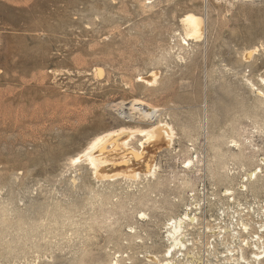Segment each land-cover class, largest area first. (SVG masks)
Here are the masks:
<instances>
[{
	"label": "rangeland",
	"instance_id": "1",
	"mask_svg": "<svg viewBox=\"0 0 264 264\" xmlns=\"http://www.w3.org/2000/svg\"><path fill=\"white\" fill-rule=\"evenodd\" d=\"M186 13L205 20L188 46ZM261 79L264 0H0V264H158L186 209L237 208L227 189L264 211V173L248 180L264 154ZM132 100L158 110L170 146L153 178L96 180L72 160L100 134L148 128L119 114ZM237 134L252 140L240 152Z\"/></svg>",
	"mask_w": 264,
	"mask_h": 264
},
{
	"label": "bare ground",
	"instance_id": "2",
	"mask_svg": "<svg viewBox=\"0 0 264 264\" xmlns=\"http://www.w3.org/2000/svg\"><path fill=\"white\" fill-rule=\"evenodd\" d=\"M204 1H206V0H204ZM180 25H181V28L183 31V35L181 37L180 36L179 37L181 38L183 45L188 46V42L199 43L203 40V37L205 34L204 33L205 32V20L202 16L196 15L194 13H186L185 15H183L180 18ZM177 36H178V34H177ZM180 38H179V40H180ZM180 50H182V49L180 48ZM255 52H256V50L250 51L248 53L245 52L244 59L246 61H248L249 59H251L250 58L251 55L254 54ZM94 71L96 72L97 76H101V70L100 69L95 68ZM156 76H157V74L155 72H150L149 74L145 75L144 77H139L138 81L150 85V84H153L155 82ZM261 83L264 84V79H261ZM251 87L257 92V97H259V99L264 103V91H259V90L255 89L253 87V85H251ZM257 104H258V102H257ZM125 105H127V107H123V106L120 107L119 114L124 115L129 120L135 119L136 114H137L142 120L148 121L149 127L146 129L138 130V131L131 130L129 128H120L117 131L103 133V134H100V135L94 137L90 141V143L87 145V147L84 149V151L82 153H80L77 157H75L72 160V162L76 163V162H80L83 160L85 162L86 167H88L91 170V174H92L93 178L96 180H109L110 182H116L120 178L124 179V180H131V181H135V180L139 179L140 176H143L145 178H149V177L153 178V177H155L154 175H156L155 172H156V169L158 168L157 167V155H158V153H160L163 149H166L170 146V142H171V139L173 137V130H172L171 126H169L167 123H161V122L155 123L154 122V121H156V118H158V115H157L158 110L156 108L149 107L148 105H146L145 103H143L142 101H139V100H132L131 102L126 103ZM245 119H246V117H245ZM242 129H243V127H242ZM248 129H249V127H248ZM241 130H240V134H244V133H241L244 130H242V131ZM255 130H257V129H255ZM261 131H262V129H261ZM238 132L239 131H237V133ZM245 132H246V130H245ZM248 132H250V131H248ZM240 134H237L238 135L237 138L242 140V142H239L237 140V138L232 139L231 141L229 140L231 142V146L229 145V147L230 148L233 147L236 149V151H239V152L242 150V148L245 144H248L249 141L252 142V140H250V138L245 139V137H243ZM136 136L141 138L137 141V144H136L137 145L136 147H138L137 150L134 149L132 146H130L131 140L135 139ZM249 136H250V134H249ZM221 141H222V139H221ZM221 141L219 144H221ZM225 143H227V142H225ZM215 144H217V143H215ZM215 144H213V145L215 146ZM250 146L252 147L253 145H250ZM250 150L254 151L255 149H254V147H252ZM261 162H264V160H261ZM187 163L190 166L191 161H187ZM251 170H253V169H251ZM248 172H250V171H248ZM254 173H255V169L248 176V180H255L256 179V174H254ZM245 174H247V173H245ZM243 177L244 176H242L241 178H243ZM261 180H263V179H261ZM158 181H160V180H158ZM155 184H156V182H155ZM157 184H159V183H157ZM237 187L239 188L240 191H244L246 189L245 185H241V184ZM249 187H250V185H249ZM154 188H155V186H154ZM225 193L231 195V193L228 192L227 189H226ZM141 201H138V202L140 203ZM193 201H194V198H193ZM133 213H134V211H133ZM136 215H139L140 219H143V220L147 219V216L144 212L138 211V212H136ZM183 218L188 219L189 217L187 214H185L183 216ZM175 219L176 220L173 221L174 226H172L171 231L169 230V232H168L170 235L172 243H176L177 238H178L177 236H178V234L181 230V227H182V218L179 217V219H177V218H175ZM189 220L193 221V218H190ZM167 221H169V219ZM171 223H172V221H171ZM165 225L167 226V224H165ZM106 227H108V226H106ZM112 227H114V226H112ZM129 230H130L129 231V233H130L131 227ZM165 236H167V235H165ZM165 240H167V239H165ZM246 245H248V243ZM115 255H117V254H115ZM144 258H146V256ZM154 259H155L154 257L149 256V259H147V261L150 260L152 262H155V260H157V259H155V260ZM258 259H261V258H258ZM117 262H119V261H115V263H113V264H117ZM157 262H158V260H157ZM257 264H264V262H260Z\"/></svg>",
	"mask_w": 264,
	"mask_h": 264
},
{
	"label": "built area",
	"instance_id": "3",
	"mask_svg": "<svg viewBox=\"0 0 264 264\" xmlns=\"http://www.w3.org/2000/svg\"><path fill=\"white\" fill-rule=\"evenodd\" d=\"M254 149L255 152H259L255 146ZM261 160H264V154L257 158V168L254 173L256 175L264 173V162ZM244 182H247V179H243ZM221 196L225 198L228 205L237 204V208L227 206L209 209V211L203 207L186 209L183 216L187 214L189 218L181 217L182 227L176 243H172L167 233L168 249L163 255L162 263L158 264H257L264 262V218L260 221L258 219L260 213L264 211L259 212L251 206L236 202L232 195L225 192ZM190 218H193V221H190ZM167 226L171 231L174 222ZM195 230L198 233H195Z\"/></svg>",
	"mask_w": 264,
	"mask_h": 264
}]
</instances>
